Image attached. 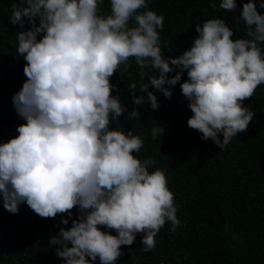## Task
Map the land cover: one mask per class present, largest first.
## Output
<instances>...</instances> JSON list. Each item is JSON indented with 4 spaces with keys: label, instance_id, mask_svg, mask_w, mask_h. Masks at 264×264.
Returning <instances> with one entry per match:
<instances>
[{
    "label": "clouds",
    "instance_id": "clouds-1",
    "mask_svg": "<svg viewBox=\"0 0 264 264\" xmlns=\"http://www.w3.org/2000/svg\"><path fill=\"white\" fill-rule=\"evenodd\" d=\"M100 3L18 0L8 17L23 29L16 33V53L26 61L27 79L11 97L24 122L16 136L0 143V202L11 213L22 202L41 217L65 213L61 224L77 208L71 225L49 238L58 245L61 264H94L97 258L115 264L120 245H131L137 233L147 251L165 220L170 231L180 223L164 172L149 171L151 158L133 154L142 139L109 127L121 113L137 115L111 94L116 85L109 78L118 66L133 57L141 77L145 68L156 70L139 85L140 95L135 83L127 85L133 105L146 101L154 110L159 101L149 85L169 98L179 82L192 113L188 127L219 149L247 129L254 112L242 102L264 83V11L257 10L264 9V0L240 6L247 38L233 39L222 18H209L194 25L198 35L176 56L161 54L157 29L163 15L147 9L146 0H110L107 15L98 14ZM219 6L232 10L237 3L220 0ZM163 131L153 127L152 138Z\"/></svg>",
    "mask_w": 264,
    "mask_h": 264
},
{
    "label": "trees",
    "instance_id": "trees-1",
    "mask_svg": "<svg viewBox=\"0 0 264 264\" xmlns=\"http://www.w3.org/2000/svg\"><path fill=\"white\" fill-rule=\"evenodd\" d=\"M16 2L0 0V143L16 136L17 125L24 122L11 101L27 79L23 73L26 61L16 53V33L23 29L8 18ZM242 2L236 0V8L225 10L219 6L220 0H146L147 9L163 15L162 27L157 29L161 54H181L198 35L194 25L209 18H222L232 29L233 39L247 38L239 15ZM97 11L109 14L110 0H102ZM28 27L25 23L24 29ZM259 46L264 52V42ZM144 71L141 77L135 59L129 57L127 65L118 66L109 78L116 85L111 94L118 95L128 111H137L131 117L121 113L116 121L110 118L109 127L125 133L131 130L142 139L139 151L133 154L140 160L151 158L149 171L164 172L180 223L170 231L171 222L165 220L154 237L155 247L147 251L140 243L142 233H137L131 245H120L122 254L115 264H264V83L242 102L254 112L247 129L219 149L211 138L202 140L197 130L188 127L192 113L179 82L172 86L169 98L149 85L159 101L156 109L146 101L133 105L127 85L135 83V94L140 95L139 85L156 74L151 68ZM184 79L186 70L181 81ZM153 127L164 128L155 139ZM70 211L68 224H61L65 213L41 217L23 202L11 213L0 202V264H61L63 258L55 254L58 245H50L49 238L60 227L71 225L77 208ZM98 227L104 230V226ZM108 231L115 234L114 229ZM94 264H100L98 258Z\"/></svg>",
    "mask_w": 264,
    "mask_h": 264
}]
</instances>
